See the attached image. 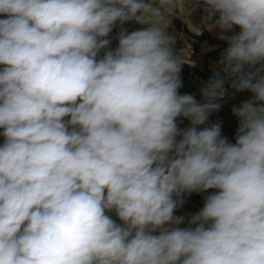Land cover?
<instances>
[{"label":"clouds","instance_id":"clouds-1","mask_svg":"<svg viewBox=\"0 0 264 264\" xmlns=\"http://www.w3.org/2000/svg\"><path fill=\"white\" fill-rule=\"evenodd\" d=\"M198 10L201 100L169 32ZM226 83L235 143L199 127ZM0 138V264H264V0H0Z\"/></svg>","mask_w":264,"mask_h":264},{"label":"rangeland","instance_id":"rangeland-1","mask_svg":"<svg viewBox=\"0 0 264 264\" xmlns=\"http://www.w3.org/2000/svg\"><path fill=\"white\" fill-rule=\"evenodd\" d=\"M178 12L183 13L182 6L178 9ZM203 15V10H198L188 18L185 17V19L181 16L174 17L169 27V32L174 36L176 41V49L181 50L185 58V63L182 65L180 72L183 87L179 91L182 94H193L197 100L202 99L200 89L219 71L218 62L222 58V53L228 47L227 42L221 40L215 30L209 31L207 28L200 26ZM126 27L129 30H134L140 26L130 23ZM113 46H115V42ZM206 48H212V50L206 51ZM220 74L223 76L222 72ZM229 83L225 85L228 95L221 101L222 108L210 115L206 124L199 127L203 128L213 123H220L222 125V135L227 137L230 142L235 143L238 119L232 114L231 108L248 99L251 94L248 92L235 93L230 88ZM188 126H190V121L183 118L179 119L180 128ZM204 195L206 194L192 193L191 195H185V203L182 208L177 210L176 214L188 215L194 213V211H199L203 207ZM183 226L185 225H181V227Z\"/></svg>","mask_w":264,"mask_h":264},{"label":"crops","instance_id":"crops-1","mask_svg":"<svg viewBox=\"0 0 264 264\" xmlns=\"http://www.w3.org/2000/svg\"><path fill=\"white\" fill-rule=\"evenodd\" d=\"M2 141V139L0 138V142ZM193 211V210H192ZM194 213H195V211H194Z\"/></svg>","mask_w":264,"mask_h":264}]
</instances>
